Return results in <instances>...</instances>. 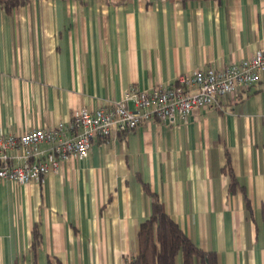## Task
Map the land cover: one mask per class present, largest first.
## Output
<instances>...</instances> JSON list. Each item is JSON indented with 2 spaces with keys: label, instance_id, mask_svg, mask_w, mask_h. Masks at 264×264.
<instances>
[{
  "label": "crops",
  "instance_id": "0c3cea01",
  "mask_svg": "<svg viewBox=\"0 0 264 264\" xmlns=\"http://www.w3.org/2000/svg\"><path fill=\"white\" fill-rule=\"evenodd\" d=\"M258 49L264 0L0 3V133L67 123L130 90L222 69ZM219 101L95 137L87 156L68 157L38 181L0 180V264L126 263L152 212L144 184L218 264H264V74ZM31 152L47 160L50 145Z\"/></svg>",
  "mask_w": 264,
  "mask_h": 264
},
{
  "label": "built area",
  "instance_id": "2783aa9c",
  "mask_svg": "<svg viewBox=\"0 0 264 264\" xmlns=\"http://www.w3.org/2000/svg\"><path fill=\"white\" fill-rule=\"evenodd\" d=\"M264 74V51L219 69L201 67L191 75L151 90H130L125 99L95 109L84 108L69 121L52 127H40L21 134L0 133V180L18 184L38 181L70 156L85 157L95 137L112 138L133 131L144 119L185 117L196 107L219 106L222 96L239 97L258 83ZM133 100L135 109L128 106ZM50 145L47 160H32L31 148ZM16 148L23 153L12 155ZM17 159L18 162L14 160ZM124 264H127L124 263Z\"/></svg>",
  "mask_w": 264,
  "mask_h": 264
},
{
  "label": "trees",
  "instance_id": "16d2710c",
  "mask_svg": "<svg viewBox=\"0 0 264 264\" xmlns=\"http://www.w3.org/2000/svg\"><path fill=\"white\" fill-rule=\"evenodd\" d=\"M27 0H0L10 10L12 7L24 4ZM228 161V166L229 165ZM232 181L235 175L230 170ZM146 192L152 195V212L145 219L138 232V252L127 264H176L179 255L182 264H218L214 251H206L200 248L180 227L178 222L167 213L163 202L156 193H151L147 184H144ZM246 206L250 209L249 200L246 197ZM33 246L41 243L39 227L34 229Z\"/></svg>",
  "mask_w": 264,
  "mask_h": 264
}]
</instances>
